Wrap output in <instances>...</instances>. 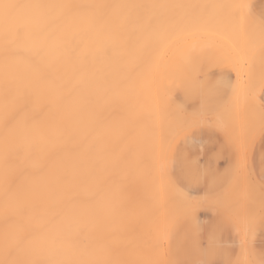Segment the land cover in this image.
<instances>
[{"label": "bare ground", "instance_id": "bare-ground-1", "mask_svg": "<svg viewBox=\"0 0 264 264\" xmlns=\"http://www.w3.org/2000/svg\"><path fill=\"white\" fill-rule=\"evenodd\" d=\"M197 2L0 0L18 6L7 18L0 11V62L13 64L0 65L7 77L0 92L11 91L0 95V218L20 215L24 231L12 238L1 229L0 264L12 263L20 240L12 264H170L166 230L192 201L169 183L163 163L168 143L192 118L164 93L166 59L206 36L235 52L243 69L264 39V28L234 7L242 0ZM185 4L202 16L188 18ZM234 100L215 120L245 155L264 108L245 79ZM245 169L211 203L229 212L235 197L237 214L229 213L246 235L264 209V191Z\"/></svg>", "mask_w": 264, "mask_h": 264}, {"label": "crops", "instance_id": "crops-1", "mask_svg": "<svg viewBox=\"0 0 264 264\" xmlns=\"http://www.w3.org/2000/svg\"><path fill=\"white\" fill-rule=\"evenodd\" d=\"M242 4L244 6L243 8L245 12L251 18V20L255 22L258 26L264 28V20H262L259 17V15L257 17L255 13L252 11V8L254 6L264 8V0H242ZM198 6L199 5H197V7L196 6H193V7L199 10L202 9L201 13L202 12L205 13L204 9H208L205 6L202 7L203 6L202 3L200 4L199 7ZM192 9H190L189 12L187 13L185 12V15H187V17L189 16L188 18L190 17L192 18L196 16L195 14L197 13V11H195L196 9L195 10H192ZM199 10H198L197 15L200 13ZM192 11H195L194 14ZM191 12L193 15H191ZM207 12L209 11L206 10V13ZM202 14H199V15L202 16ZM262 16H263L262 18L264 19V13L262 14ZM263 44H264V39L260 41L251 50V52L249 53L246 59L243 69L237 60V55L235 54V52H233L231 49L226 47L221 41L213 40L206 36L188 39L185 41V43L179 45L176 49H174L169 54V56L166 59L165 66L163 69V74H162L164 93L173 106H175L178 110L186 114L187 117L192 118V122L185 126V130L181 132L180 136L177 139H175V142L172 145L170 154L173 160V169H175L174 167L175 159L177 160L178 157L181 158L182 155H185V152H184L185 148L183 147V145L186 144L185 135L187 134L188 129L196 125H200L204 122L205 123L209 122L219 127L221 130L225 131L232 138L233 142L235 143L239 151L241 163L242 165L244 164L245 166L244 169L247 167L245 171L248 170L247 173L249 172L248 175L251 176V179L264 191V187H263L264 186V136L262 137L261 145L255 146L251 153V165H252L251 168L253 169L254 175L249 165H247V157H246L249 147L251 145V142L257 135L258 131L264 125L261 126L259 130L255 133V135L252 137V139L249 142L248 149L244 155L241 151V148L234 134L230 132L227 128L219 124L217 120H215V119H218L219 116L223 115L229 109L228 107L232 104L233 101L235 102L234 99L237 97L239 93V89L241 88V84L244 79L246 80V85H247V89H248L250 96L255 100L256 103H258L262 108H264V105H262L260 101L253 95L251 88H250L249 81H248L249 78L247 77L249 75V69H250L251 62L254 56L256 55V53L263 46ZM207 57H209L212 61L215 62L208 71L207 69L206 70L203 69V66H202V61ZM231 62L237 73V79H236L235 86L234 84L231 83L229 78H227V76L225 75L231 71V67H232ZM212 68H217L219 70V74L223 76H221L217 80H214L211 77V73H210ZM201 73H205L203 78H202ZM172 92L177 93L176 97L171 96ZM196 98H201V100L206 102L207 104H218L220 103V101H223L222 103H224L226 100L227 101L225 102L226 105L221 108L220 112L217 115L212 116L211 120H209L205 114L191 113L185 109V103L192 101ZM191 143L194 145L193 142ZM181 150H183L182 152L184 154L180 152ZM191 162H194V161L191 160ZM187 163L188 161L185 158V192H187V194L180 192L169 181L166 171H165V160L163 163L164 173L169 183L173 187H175L181 194L187 196L192 201V203L189 206H187L185 209L193 206L196 202H199V206L192 208L185 213V218L192 215L191 213H195L199 211L201 208H209L214 211L223 210L224 213L229 214L227 210L221 207L212 206L211 201L216 200L220 198L221 196L225 195L226 193H228L232 189V187L235 186V183H237L238 180L241 178L243 171L242 170L240 171V174H238L237 179L234 180V182H232V184L229 186V190L227 189L224 192L214 194L211 196H197V195H192L191 193H189L188 189L186 188L187 183L195 182V178L193 174L191 173L193 169L190 171L189 174L186 172V170L188 169ZM184 210H182L181 212H183ZM179 214H177L173 218V220ZM231 217L234 221H236L237 226H238L237 228H239V230L242 233H244L242 227H240L241 225L239 224L238 220L233 215H231ZM173 220L171 221V223L173 222ZM171 223L169 224L166 230L165 239H164V248H165L167 259L170 262V264H173V263L179 264L175 254L173 253V250L168 252L166 249V236H167V232H168V229ZM202 229H203V221L201 219L200 212L193 215L189 219L183 221L178 226L175 237H174V247H175V253L179 261L182 264H198V261L202 262V260L204 259L203 255L205 254V251L199 247L197 248L195 244V241H196L195 235L201 232ZM252 233H253V236H252ZM250 236H252L251 241H249L248 239V237L250 238ZM234 241H235L234 231H232L231 232V257L234 256V250L238 249L237 241H235L236 246H235ZM196 250H197V255L194 253V251ZM243 250L245 253L244 256L247 254L249 260L253 264H264V209H262L253 218V220L251 221L248 227L246 235L244 233ZM250 251L252 253L253 259L251 258Z\"/></svg>", "mask_w": 264, "mask_h": 264}, {"label": "rangeland", "instance_id": "rangeland-1", "mask_svg": "<svg viewBox=\"0 0 264 264\" xmlns=\"http://www.w3.org/2000/svg\"><path fill=\"white\" fill-rule=\"evenodd\" d=\"M185 3H187V2H185ZM196 3H198L197 0H196ZM196 3H194V4H196ZM187 4H189L191 6V8H193L192 7L193 2L192 3L189 2ZM187 4H185V6H187V7H185L186 13L189 12V10H190V6ZM252 11L255 13V15L257 17L259 15V17L262 20H264L262 18L263 17L262 14L264 13V8L254 6L252 8ZM32 41H33V39H32ZM29 44H30V42H29ZM29 44H27V46H29ZM20 50H18V51H20ZM27 50H28V48H27ZM15 51H17V50H15ZM18 51L16 52V55L18 54ZM4 59H6V58L4 57ZM5 61L1 60L0 65H10V67H11V65H13L12 63H8ZM31 61H32V59H31ZM26 63H28V62H26ZM214 63L215 62L212 61L209 57L205 58L202 61L203 69H205V70L207 69V71H208ZM31 64L33 67V63H31ZM231 65H232L231 71L225 75L227 76V78H229L231 83L234 84V86H235L236 79H237V73L233 67L232 62H231ZM26 68H28V67H26ZM6 69H7V67H6ZM30 69H31V67H30ZM11 73H10V77H12ZM210 73H211V77L214 80H217L218 78L223 76V75L219 74V70L217 68H212ZM204 74L205 73H201L202 78L204 77ZM2 75H3V73H2ZM2 75H0V78L2 77V80H5L4 77H6V75L5 74L3 76ZM247 77L249 78L248 81H249L250 88H251L253 95L260 101V103L262 105H264V44L259 49V51L256 53V55L254 56V58L251 62V65H250L249 75ZM6 80H7V77H6ZM18 82H21V81H18ZM13 84L10 86L11 89H12V87L16 86L15 84L13 86ZM18 85H20V84L18 83ZM18 85H17V87H18ZM23 85H22V87H23ZM4 87H6V86H4ZM4 87L2 86V89ZM7 88H8V86L6 87V89ZM17 89H19V88H17ZM22 89H24V87ZM7 91L10 93H8ZM15 91L17 92L16 89H15ZM20 91H21V87H20ZM12 92L14 93V90ZM23 92H25V91L23 90ZM6 93H7V96H9L11 94V91L8 89L5 91V94H4V92L3 93L0 92V95L4 94V96H5ZM21 93L22 92H20V94ZM18 95H19V93H18ZM24 95H26V94H24ZM176 95H177L176 92L171 93V96H173V97H176ZM4 96H2V97H4ZM11 98H13V97H11ZM0 99H1V97H0ZM20 100H21V97H20ZM222 102L223 101H220V103H218V104H207L206 102L202 101L201 98H196L192 101L186 102L185 103V109L191 113L205 114L206 117L209 120H211L212 116L217 115L220 112L221 108L226 105L225 102L224 103H222ZM11 105L13 106L14 104H11ZM36 114L37 113H35V115ZM32 117H34V116H32ZM184 130H185V128L183 129V131ZM181 132L178 135H176V137H174L171 142L168 143V146L166 149L165 171H166V174H167L169 181L180 192L187 194V192H185V158H186L188 161V163H187L188 169L186 170V172L189 174L190 171L193 169L191 171V173L193 174V176L195 178L194 183L189 182L186 184L187 185L186 188L188 189L189 193H191L192 195H197V196H211L214 194L224 192L227 189L229 190V186L232 184V182H234V180L237 179L238 174H240V171L244 170V166L242 165L241 160H240L239 151H238L235 143L233 142L232 138L225 131L221 130L219 127H217V126H215L209 122L202 123L200 125H196L194 127L189 128L187 131V134L185 135L186 136L185 137L186 144L183 145V147L185 148V155H182L181 158L178 157L177 160L175 159V162H174L175 169H173V160H172L170 152H171L172 145L175 142V139H177L180 136ZM263 136H264V126L258 131L257 135L255 136V138L251 142V145H250L249 150L247 152V156H246L247 157V165H249L250 168L252 167V165H251L252 150L255 146L261 145V140H262ZM191 142H193L194 145ZM182 151L183 150H181L180 152L182 153ZM191 160H193L194 162H191ZM251 170L253 173L252 168H251ZM17 173H18V171H17ZM18 174L15 173L14 175L16 176ZM253 175H254V173H253ZM21 176H23V175H20V177ZM17 181H15L16 184L18 183ZM233 199L234 200H232L229 212L237 214V208H238L237 200L235 197H233ZM3 202H5V201L3 200ZM0 204H1V202H0ZM211 205L220 207L218 204H215L213 202L211 203ZM197 206H199V202H196L193 206L185 209L183 212H181L173 220V222L171 223V225L168 229L167 236H166V249H167V251L170 252L171 250H173V253L175 254V256L178 260V263L182 264L179 261L177 255L175 253L174 237L176 234V230H177L178 226L183 221L189 219L193 215L200 212L201 219L203 221V229L201 230V232H199L195 235V237H196L195 244H196L197 248L199 247V248L203 249L205 251V254L203 255L204 259L202 260V262L198 261V264H230V262H235L237 260L242 262V258L245 261V262L243 261L242 263L243 264L246 263V259H244L245 253L243 250V248H244V233H242L239 230V228H237L238 227L237 223H236V221H234L232 219L230 213L229 214L224 213L223 210H215L214 211V210H211L209 208H201L199 211H197L195 213H191L192 215L185 218V213L188 210L195 208ZM15 215H17V214H15ZM6 216H7V214H6ZM6 216L4 215V217L2 219L0 218V226H1L0 231L2 228L6 229V234L8 236L13 235L14 231H17V232L19 231L18 234L19 235L21 234L20 236H23V233H21V232H24V231H22L23 230L21 227L22 225L19 226L20 224H18V220H20V222H21V220H23L21 218L18 219L20 215L17 217L16 216L13 217V215L11 214L10 218L8 217L9 215L7 216V218H6ZM29 219H30V217H29ZM5 220H7V222L10 220L9 221L10 223L9 224L6 223ZM33 220H36V222H37V217H36V219H33ZM4 224H5L6 228H5ZM12 224H13V226H12ZM32 225H33V223H32ZM7 226H8V228H7ZM34 227H35V224H34V226L31 227V231H32L31 233L34 232L32 229ZM36 228H37V226L34 228V230L37 231L38 228L37 229ZM20 229H22V230H20ZM232 231H234V239H235V241H237V244H238V249L234 250V256L233 257H231V232ZM35 232L33 235L39 234L38 231L36 233ZM11 233H13V234H11ZM1 234L3 235V233H1ZM33 235H31V236H33ZM6 236L4 235V237H6ZM191 236H192V234H191ZM252 236H253V233H252ZM252 236H250V238L248 237L249 241H251ZM21 238L23 239V237H21ZM33 238H34V236H33ZM13 240H15V239H13ZM21 241H23V240H20V242ZM20 242H18V245L16 243H15L16 245L14 244L16 247H12V249L13 248L15 249V252L12 251V254L9 257V260H7L8 262L11 261L13 263V261L17 258V256H19V254H18L19 249L18 248H19V246H21V244H23V242H21V243ZM235 246H236V242H235ZM17 249H18V251H17ZM10 252H11V250H10ZM10 252H9V254H10ZM194 253L197 255V250L194 251ZM20 255H21V253H20ZM250 255H251V258L253 259L251 251H250ZM17 260H15L14 262L16 263ZM20 260H21V258H20ZM21 261H23V260H21ZM173 264H176V263H173Z\"/></svg>", "mask_w": 264, "mask_h": 264}, {"label": "snow or ice", "instance_id": "snow-or-ice-1", "mask_svg": "<svg viewBox=\"0 0 264 264\" xmlns=\"http://www.w3.org/2000/svg\"><path fill=\"white\" fill-rule=\"evenodd\" d=\"M18 7L17 5L14 4H7V3H2L0 4V11L3 12L5 18H7L8 16H10L11 14V10ZM237 9L243 8V5H235L234 6ZM230 264H241V262L239 260L235 261V262H230Z\"/></svg>", "mask_w": 264, "mask_h": 264}]
</instances>
